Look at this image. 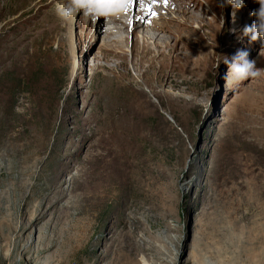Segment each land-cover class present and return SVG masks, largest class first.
<instances>
[{"label": "rangeland", "instance_id": "1", "mask_svg": "<svg viewBox=\"0 0 264 264\" xmlns=\"http://www.w3.org/2000/svg\"><path fill=\"white\" fill-rule=\"evenodd\" d=\"M186 1L187 25L147 14L155 59L105 57L107 17L65 0H0V264H264V76L217 68L264 69L259 5Z\"/></svg>", "mask_w": 264, "mask_h": 264}, {"label": "bare ground", "instance_id": "2", "mask_svg": "<svg viewBox=\"0 0 264 264\" xmlns=\"http://www.w3.org/2000/svg\"><path fill=\"white\" fill-rule=\"evenodd\" d=\"M160 2V4H156L153 0H138V10L136 14L134 13V15H132L131 0H123V3H116L115 0H102L101 3L104 6L110 4L109 12L114 13V15L107 17V25L109 26L107 38H109L108 42H111V44L104 49V56H120L121 58L126 56L125 49L128 47L126 44L131 41V55L134 57L138 53V43L139 40H141L139 49L141 48L142 54L152 53L155 59L166 57L165 50L168 48L169 51L167 56L173 58L170 41L162 37V33L167 31V23L159 21V18L162 16L159 18L157 16L148 18L147 14L151 12L149 8L158 13H161L160 9L163 8H169L179 12L181 14L180 25L182 26L189 23L193 14V9L186 0H166V2L165 0H160ZM172 3L174 4L172 7L168 6V4ZM175 5L182 6L183 8L179 9L175 7ZM96 7H98V5H96ZM127 34H131V38H129ZM131 65L136 67V69H139L141 66V64L136 61H132Z\"/></svg>", "mask_w": 264, "mask_h": 264}, {"label": "clouds", "instance_id": "3", "mask_svg": "<svg viewBox=\"0 0 264 264\" xmlns=\"http://www.w3.org/2000/svg\"><path fill=\"white\" fill-rule=\"evenodd\" d=\"M102 0H65L64 8L61 11L62 18L71 19L77 13H86L95 18L104 15L106 17L114 15V13L98 10L96 5ZM116 3H123V0H115ZM218 3V0H209V4ZM259 5L253 9L250 15L253 17L251 25H245L241 35L248 37L250 42L261 40L264 41V0H254ZM245 4V0H223L218 6L223 9L226 5H231L233 9V18L235 19L236 11L241 9ZM223 20V17L220 18ZM260 55L264 56V47L261 48ZM249 53L246 50H238L237 53L229 60L223 55L222 60H218L217 68L221 62L228 66V72L224 79L233 83H240L253 78L264 76V69L255 67V62L249 60Z\"/></svg>", "mask_w": 264, "mask_h": 264}, {"label": "snow or ice", "instance_id": "4", "mask_svg": "<svg viewBox=\"0 0 264 264\" xmlns=\"http://www.w3.org/2000/svg\"><path fill=\"white\" fill-rule=\"evenodd\" d=\"M165 2H166V0H165ZM97 5L100 6V7H103L104 6L101 2L98 3ZM149 10L151 11V8H149Z\"/></svg>", "mask_w": 264, "mask_h": 264}]
</instances>
